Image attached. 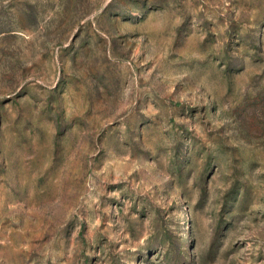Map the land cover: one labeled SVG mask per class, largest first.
Segmentation results:
<instances>
[{"label": "rangeland", "instance_id": "obj_1", "mask_svg": "<svg viewBox=\"0 0 264 264\" xmlns=\"http://www.w3.org/2000/svg\"><path fill=\"white\" fill-rule=\"evenodd\" d=\"M164 233L264 264V0H0V264H164Z\"/></svg>", "mask_w": 264, "mask_h": 264}, {"label": "trees", "instance_id": "obj_2", "mask_svg": "<svg viewBox=\"0 0 264 264\" xmlns=\"http://www.w3.org/2000/svg\"><path fill=\"white\" fill-rule=\"evenodd\" d=\"M160 219V217H159ZM162 237H164L161 242L162 245L164 246V264H181V262L184 260L185 258V250H184V245H180L177 248V251L174 250L175 252L178 253V257L175 258V256L173 255V248L168 246V242L170 240V236H168L167 233L162 234ZM174 252V253H175ZM149 259V256L147 257V260Z\"/></svg>", "mask_w": 264, "mask_h": 264}]
</instances>
